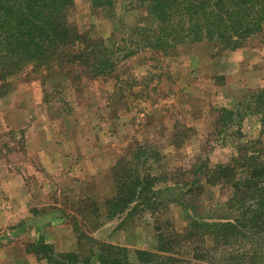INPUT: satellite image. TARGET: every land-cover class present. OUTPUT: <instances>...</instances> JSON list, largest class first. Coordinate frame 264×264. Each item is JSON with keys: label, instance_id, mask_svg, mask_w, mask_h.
Returning a JSON list of instances; mask_svg holds the SVG:
<instances>
[{"label": "rangeland", "instance_id": "rangeland-1", "mask_svg": "<svg viewBox=\"0 0 264 264\" xmlns=\"http://www.w3.org/2000/svg\"><path fill=\"white\" fill-rule=\"evenodd\" d=\"M110 1L95 8L89 0H73L68 15L79 34L106 48L114 63L109 76L41 84L26 66L0 98V226L7 216L23 218L0 230V264H56L71 247L77 252L65 215L83 198L101 205L112 192V167L144 147L160 155L151 170L166 177L158 187L173 186L174 192L163 195L154 214L128 211L95 231L83 229L124 249L127 264H143L137 251L155 253L156 228L181 234L190 217L226 215L228 189L206 186L205 194L187 195L182 189L199 180L185 171L197 160L211 167L227 163L236 146L264 141L255 98L251 102L264 94V26L263 34L234 50L203 41L166 54L144 47L155 29L150 0ZM220 109L234 113L226 128L218 123ZM43 144L52 156L37 155ZM21 190L27 196L20 199ZM13 192L16 198L6 196ZM20 202L25 212L17 215ZM80 244L86 252L88 243ZM37 245L51 248L48 256L37 254ZM176 251L179 259L192 257L186 248Z\"/></svg>", "mask_w": 264, "mask_h": 264}, {"label": "trees", "instance_id": "trees-1", "mask_svg": "<svg viewBox=\"0 0 264 264\" xmlns=\"http://www.w3.org/2000/svg\"><path fill=\"white\" fill-rule=\"evenodd\" d=\"M89 2L95 8L111 3ZM72 7L73 0H0V98L11 88L10 78L26 66L30 67L29 75L33 74L41 84L55 79L57 83L66 80L75 85L83 78L81 75L96 80L112 73L114 63L106 48L86 34H79L69 22ZM147 11L155 29L149 33L144 47L166 54L180 44L203 41L234 50L263 34L264 0H150ZM254 98L260 135L264 137V94L258 93L251 102ZM219 113L220 127H228L234 113L225 109ZM159 160L157 151L144 147L119 159L110 170L109 198L101 205L83 198L79 208L65 215L73 226L78 249L59 255L55 263L127 264L124 249L96 241L83 229L87 226L95 231L104 221L117 219L128 211L156 213L162 206L163 195L174 192L173 186L161 190L158 186L166 183V177L151 173ZM197 163L185 172L199 182L182 190L187 195L200 196L206 193V186L227 188L229 197L223 203L226 215L214 219L190 217L181 234L172 231L162 235L161 229L156 228L155 253L137 251L140 258H146L140 261L264 264V141L252 140L236 146L230 161L221 165L211 167L204 160ZM82 241L88 243L86 252L79 248ZM36 248L43 257L51 251L45 245ZM184 248L192 252L191 259L177 257L176 250Z\"/></svg>", "mask_w": 264, "mask_h": 264}, {"label": "crops", "instance_id": "crops-1", "mask_svg": "<svg viewBox=\"0 0 264 264\" xmlns=\"http://www.w3.org/2000/svg\"><path fill=\"white\" fill-rule=\"evenodd\" d=\"M45 150H46L45 145H44V144H43V145H40V148H39L38 150H36L37 155L40 157V156H44V155H46V154L49 153V155L52 156V153H51L49 150H48L47 152H45ZM40 158H41V157H40ZM11 194H12V193H11ZM11 194L6 195V196H8L10 199H13V198H16V197H17V195H16L15 192H13V195H11ZM18 194H19V198H20V199L23 198V197H26V196H27V195H25V194L22 193V190L19 191ZM26 194H27V193H26ZM15 211L18 212L17 215H18L19 213H24V212H25V211L22 210V202H20V205H19V206H15ZM26 212H27V211H26ZM22 219H23V218H21L20 216H18L17 218H16V216H7V220H9V221L3 223V226H0V230H3L4 228L10 227V226H15L14 224H17V223H18V224H19V223H22V222H23ZM37 227H39V229L36 230ZM65 227H66V226H65ZM2 228H3V229H2ZM103 228H104V227H103ZM41 230H42V229H41V226H36V227H35V231H36L37 233H39ZM99 230H100V229H99ZM99 230H97V232H98ZM101 230H103V229H101ZM40 234H41V233H40ZM93 238H94V237H93ZM69 240H71V239H69ZM64 252H67V251H64ZM69 253H73V248H72V247L69 249Z\"/></svg>", "mask_w": 264, "mask_h": 264}]
</instances>
